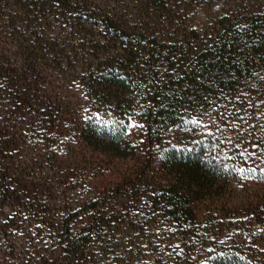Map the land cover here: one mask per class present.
<instances>
[{
	"label": "trees",
	"instance_id": "1",
	"mask_svg": "<svg viewBox=\"0 0 264 264\" xmlns=\"http://www.w3.org/2000/svg\"><path fill=\"white\" fill-rule=\"evenodd\" d=\"M170 1L9 0L22 16V48L38 42L37 49L45 45L60 60L75 54L82 64L91 103L82 144L130 159L137 148L129 127L144 124L149 149L136 193L180 247L163 264H260L248 247L264 227V0H210L204 27H182L174 17L182 7ZM56 13L70 30L64 53L45 39L47 16ZM1 150V254L23 264L14 232L68 242L79 212L53 229ZM244 184L260 191L240 215L227 209V196ZM103 215L69 242L74 252L97 245L96 264L115 248Z\"/></svg>",
	"mask_w": 264,
	"mask_h": 264
},
{
	"label": "rangeland",
	"instance_id": "2",
	"mask_svg": "<svg viewBox=\"0 0 264 264\" xmlns=\"http://www.w3.org/2000/svg\"><path fill=\"white\" fill-rule=\"evenodd\" d=\"M209 1L171 0L170 4L182 7L174 16H180L176 19L182 27H204ZM12 11L9 0H0L2 155L8 153L18 175L16 181L29 192L30 201L42 209V217L46 216L53 229L79 212L71 222L72 235L68 242L52 239L46 233L14 232L10 237L14 245L20 239L16 245L20 260L23 264H96L97 245L91 243L74 252L69 242L94 222L98 223L104 213L103 220L113 232L115 248L106 253L105 259L99 257L100 264L167 262L179 251L178 238L172 239L169 229L157 227V216L148 212L146 202L136 193L145 181L141 168L149 149L144 124L138 120L131 122L128 133L137 151L130 159L112 158L82 144L79 127L91 113L81 80L82 64L75 54L66 53L61 60L49 55L43 48L45 45L37 49L38 42L33 45L34 51L22 48V16ZM47 17L45 39H50L59 51L67 52L65 32L70 30L59 22L62 15ZM167 29L171 30L172 26ZM76 47H81L80 42ZM29 63L37 66L29 70ZM27 95H35L32 102ZM148 173L149 177L154 175ZM258 191L247 184L234 187L227 196V209L240 215L248 212ZM259 233L261 238H254L248 248L255 260L264 264V227ZM3 251L0 247V264H7L8 253L2 255Z\"/></svg>",
	"mask_w": 264,
	"mask_h": 264
},
{
	"label": "snow or ice",
	"instance_id": "3",
	"mask_svg": "<svg viewBox=\"0 0 264 264\" xmlns=\"http://www.w3.org/2000/svg\"><path fill=\"white\" fill-rule=\"evenodd\" d=\"M193 123H195V121H193Z\"/></svg>",
	"mask_w": 264,
	"mask_h": 264
}]
</instances>
